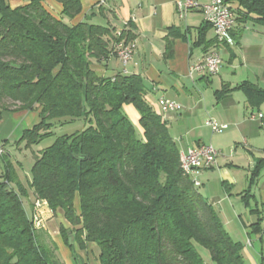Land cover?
I'll return each instance as SVG.
<instances>
[{
    "label": "trees",
    "instance_id": "16d2710c",
    "mask_svg": "<svg viewBox=\"0 0 264 264\" xmlns=\"http://www.w3.org/2000/svg\"><path fill=\"white\" fill-rule=\"evenodd\" d=\"M11 1L0 0V121L3 113L39 112L40 122L18 141L27 149L54 136L56 124L83 120L85 129L35 154L27 184L20 163L0 154V264H65L48 230L27 212L30 190L54 214L63 213L71 226H60L66 244L70 237L72 249L97 244L101 264H205L197 246L214 264H247L244 245L184 175L180 150L143 78L105 77L93 68L115 54L116 44L134 42L133 32L118 36L109 27L72 24L83 11L81 0H55L60 18L46 8L48 0L16 8ZM238 7L236 20L264 27V0H238ZM210 29L206 23L199 30V44L220 45L206 40ZM176 36L172 30L166 37L168 56ZM235 90L252 109L264 104V89L250 82L220 95ZM127 105L140 114L143 138ZM262 170L264 157L256 159L252 182Z\"/></svg>",
    "mask_w": 264,
    "mask_h": 264
},
{
    "label": "crops",
    "instance_id": "0c3cea01",
    "mask_svg": "<svg viewBox=\"0 0 264 264\" xmlns=\"http://www.w3.org/2000/svg\"><path fill=\"white\" fill-rule=\"evenodd\" d=\"M177 1L81 0L83 11L72 24L87 22L109 27L116 34L124 30L133 32L136 50L126 68L115 54L105 63L93 65V68L105 77L137 75L143 78L148 88L147 98L160 114L158 101L161 98L171 99L182 106L180 111L164 116L180 152L200 144L213 145L220 152L216 165L202 172L199 178L201 186L197 190L217 211L232 238L244 245L247 264H264V170L254 182L251 179L256 159L264 157V120L249 119L251 113L264 115V104L259 109L250 108L242 90L220 95L226 88L233 89L245 82L264 89V27L254 21L240 23L236 20L235 44L209 47L206 43L199 44V30L206 26L202 13L193 11L181 17L177 13ZM45 6L53 16L61 17L62 6L58 2L48 0ZM238 8L237 2V18L240 16ZM172 30L180 36L172 38V52L168 56L166 37ZM214 38V31L210 29L206 40L209 42ZM212 50H218L222 55L223 64L219 73L215 76H191L192 66L202 62ZM211 88L216 90L209 93ZM124 111L135 127H140V114L136 108L127 105ZM29 113L2 114L0 133L5 141L8 142V138L16 132L7 119L10 116L23 119ZM211 119L221 126V133H215L207 126L206 122ZM34 122L33 126L40 119H34ZM205 129L212 134L207 135ZM231 131L234 132L229 135L227 143L217 142L215 135ZM18 173L22 182L27 184L19 169ZM25 206L29 216H32L33 198L25 199ZM76 207L79 211V199L76 200ZM61 225L71 227L62 212L48 215L46 228L65 264H101V251L97 244L88 243L81 249L76 243L72 249L60 236ZM206 262L214 264L211 258H207Z\"/></svg>",
    "mask_w": 264,
    "mask_h": 264
},
{
    "label": "built area",
    "instance_id": "2783aa9c",
    "mask_svg": "<svg viewBox=\"0 0 264 264\" xmlns=\"http://www.w3.org/2000/svg\"><path fill=\"white\" fill-rule=\"evenodd\" d=\"M238 0H178L176 2L177 13L183 17L193 11H200L203 15L205 23L209 24L215 34V37L219 44L234 45L235 41L232 36V32L236 27V3ZM121 36V32L118 34ZM136 50L134 42L126 43L122 41L115 46V54L121 61L122 65L126 68L133 58ZM223 64L222 55L218 50H212L208 52L205 59L192 66L190 75L205 74L208 76H215L219 73ZM158 106L161 111V115L164 116L169 113L178 112L182 109V106L171 99L161 98L158 101ZM263 114L255 115L251 113L249 119H263ZM213 132L221 133V126L214 120H208L206 122ZM220 152L210 144H200L197 147H190L186 150V170L184 172H191L194 175V179L198 180L200 186V176L203 171L214 167L217 163V159ZM37 214L40 216V224L42 225V219L45 214L50 213L48 205L45 201L37 200L35 203ZM264 231V219L262 221Z\"/></svg>",
    "mask_w": 264,
    "mask_h": 264
},
{
    "label": "rangeland",
    "instance_id": "374dc122",
    "mask_svg": "<svg viewBox=\"0 0 264 264\" xmlns=\"http://www.w3.org/2000/svg\"><path fill=\"white\" fill-rule=\"evenodd\" d=\"M28 1L29 0H13L12 6L15 7L17 5H21V4L28 2ZM214 89L216 90V88H213V89L211 88L209 90V93H212V90H214ZM262 109L264 110V107ZM28 115H25L23 117V119H15L11 116L9 117V119H7V121H9L14 126L13 127V128H15L14 131H16L15 133L13 132L12 136H10L8 138L7 143L5 141L6 139L2 138L1 133H0V146L5 145V147L0 148V154H5L7 157H9L11 159L12 162H14V163L16 162V164H17V162L20 163L19 164V170L21 171V176L23 174L24 182H26V183L28 182V180L31 179V169H32L34 161H35V154H38L40 150L51 146L53 144V142L55 141V139L59 136L71 135V134L83 131L85 129V123L83 120L75 121V122L65 124V125L56 124L55 128L52 130L54 133V136L48 137L47 139L42 141L40 144L33 146L30 149H27L25 147V144L20 145L18 143V141L21 138L23 131L34 125V123H35L34 119H40L39 112H30ZM136 130H137L138 137L143 138V132L141 131L139 125H136ZM205 132L207 135L212 134L209 129H205ZM233 132L234 131L227 132L223 135H215L217 142H220L222 144L227 143L230 140L229 135H231ZM239 147H243V146L240 145ZM30 198H33L34 209H33V215L32 216L34 218V222H35L36 227L44 228L47 230L46 222L48 221V215L49 216H50V214L52 215L53 212L51 211L50 213L48 212V214L46 213L44 219H42V225L38 226V224H40V218H39L40 216H39V214L37 216V210H36V206H35V203L37 202V200L35 199V196L31 190H30ZM26 209H27V206H26ZM60 236H61V233H60ZM61 238H62V236H61ZM62 240L66 244V242L63 238H62ZM70 240L73 244V240L71 237L69 238V245H72L70 243ZM197 249H198L199 253L201 254V256L203 257L205 262L207 261V258L210 259V254L207 250L203 249L200 246H197Z\"/></svg>",
    "mask_w": 264,
    "mask_h": 264
},
{
    "label": "bare ground",
    "instance_id": "6f19581e",
    "mask_svg": "<svg viewBox=\"0 0 264 264\" xmlns=\"http://www.w3.org/2000/svg\"><path fill=\"white\" fill-rule=\"evenodd\" d=\"M185 159H186V150H183V151L180 152V160H181V166H182L181 169H182V171H185L186 170V161H185ZM184 175L187 176V177H189L193 181V183H194V185L196 187L200 186L198 180L194 179V175L191 174V172H184ZM37 216H38V214H37Z\"/></svg>",
    "mask_w": 264,
    "mask_h": 264
},
{
    "label": "water",
    "instance_id": "95a60500",
    "mask_svg": "<svg viewBox=\"0 0 264 264\" xmlns=\"http://www.w3.org/2000/svg\"><path fill=\"white\" fill-rule=\"evenodd\" d=\"M70 243L72 244L71 240H70Z\"/></svg>",
    "mask_w": 264,
    "mask_h": 264
}]
</instances>
